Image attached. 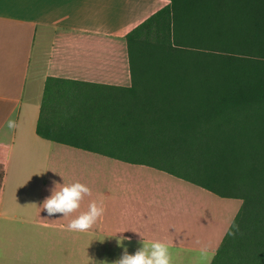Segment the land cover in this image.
<instances>
[{"label":"crops","instance_id":"obj_1","mask_svg":"<svg viewBox=\"0 0 264 264\" xmlns=\"http://www.w3.org/2000/svg\"><path fill=\"white\" fill-rule=\"evenodd\" d=\"M167 5L0 0V264L212 263L241 200L212 221L233 201L37 135L47 79L131 87L126 37Z\"/></svg>","mask_w":264,"mask_h":264},{"label":"trees","instance_id":"obj_2","mask_svg":"<svg viewBox=\"0 0 264 264\" xmlns=\"http://www.w3.org/2000/svg\"><path fill=\"white\" fill-rule=\"evenodd\" d=\"M167 1L126 37L131 87L48 78L37 135L241 200L211 264H264V0Z\"/></svg>","mask_w":264,"mask_h":264},{"label":"rangeland","instance_id":"obj_3","mask_svg":"<svg viewBox=\"0 0 264 264\" xmlns=\"http://www.w3.org/2000/svg\"><path fill=\"white\" fill-rule=\"evenodd\" d=\"M230 200L233 201L232 202V210L230 207H226L221 203H217L216 208H214V205L212 206L213 207L212 212H211L212 213V221H215V216H216V218L218 217L217 222L219 221V219L220 220L224 219V221H226V222H228L231 219L232 215L235 213L234 212L235 207L237 208L240 205L241 201L239 202L237 199H230ZM81 205H82L81 195H78L77 198H75L74 196H72V197L69 196V210L72 209L71 207H73L74 209H77Z\"/></svg>","mask_w":264,"mask_h":264}]
</instances>
